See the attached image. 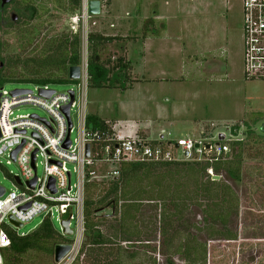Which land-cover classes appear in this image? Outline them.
<instances>
[{"label":"rangeland","instance_id":"1","mask_svg":"<svg viewBox=\"0 0 264 264\" xmlns=\"http://www.w3.org/2000/svg\"><path fill=\"white\" fill-rule=\"evenodd\" d=\"M86 1L80 0V8L73 13L58 9L54 0L32 1L34 17L26 32L33 29V34H27L22 40H15L12 35L7 39V52H18L19 62L0 82L3 91L33 90L35 84L17 79L31 78L25 70H31L32 62L25 60L38 58L43 42L77 35L81 55L82 52L87 54V34H98L113 38L102 47V60L113 64L115 55L121 54L119 50H126V59L133 66L132 76H128L132 80L124 83L123 88L86 85V116L114 123L118 128L124 127L122 130L134 125L137 135L147 141L161 136L175 157L180 156L179 149L173 147L176 140H194L200 132L205 137H215L223 133L225 127L238 126L237 140L243 145L239 180L235 182L224 174L220 176L233 196L221 203L198 200L186 204L177 221L185 232L179 230L173 246L162 244L159 236L158 215L163 209L156 202H142L135 218L129 222L139 233L138 242H122L119 234L111 236V231L109 244L95 247L93 252L85 248L89 258L79 256L77 261L73 252L72 264H115L117 258L120 264H150L151 260L165 264L164 256L168 255H172L174 264H183L181 258L170 252L185 235L188 240L204 245L205 264H264V80H248L243 75L240 0H98L100 14L91 17L81 13ZM153 13L158 20L149 24L147 18ZM148 36L151 37L147 41L148 49L159 52L157 65L151 72L144 73L140 56L143 37ZM46 85L55 93L75 88L66 77ZM74 112L75 109L70 111L73 121ZM30 114L45 117L42 110L30 105L18 107L12 117ZM74 135L72 131L70 138ZM228 150L227 158L231 154L230 148ZM6 161V157H0V187L7 193L16 189L9 175L19 172L16 164ZM35 164L36 176L41 177V159H36ZM67 168L71 169V165ZM71 183H74V174H71ZM166 209L170 212L169 207ZM218 212H227L224 228L235 235L234 240L218 235L221 232L218 222H203V217ZM97 216L98 230L108 236L106 226L111 225L114 230L119 215L112 216L109 209H105ZM42 220L43 216L37 215L16 233L32 232ZM51 224L58 243L72 240L73 236H62L55 219ZM171 226L175 227L174 221ZM6 227L11 229L9 225ZM70 229L74 230L73 221ZM128 245L131 246L128 254L133 252L132 260L126 255ZM16 264L54 263L52 255L29 252Z\"/></svg>","mask_w":264,"mask_h":264},{"label":"built area","instance_id":"2","mask_svg":"<svg viewBox=\"0 0 264 264\" xmlns=\"http://www.w3.org/2000/svg\"><path fill=\"white\" fill-rule=\"evenodd\" d=\"M242 32V71L245 79L264 80V0H240ZM85 12V4L81 6ZM79 77L73 82L72 102L68 109L70 128L67 130L62 108L69 102L67 91H52L47 98L41 94L51 91L46 84L34 85L28 93L12 96L0 88V157L17 165L18 174L9 175L16 189L7 193L2 187L0 196V264L1 252L8 248V233L17 237L18 228L8 222L10 217L21 226L33 217L42 215L43 220L52 219L59 224L68 220L74 222L70 252L57 264H71L82 242V193L85 178L96 181H110L118 176V168L124 163L194 162L212 164L227 159L230 127H225L223 141L205 137L203 132L194 140L178 139L173 145L180 152L173 156L168 143L161 136L147 141L137 133L126 135L108 122L102 129L86 125L84 114V88L87 85L86 54L80 55ZM79 92L77 95L76 92ZM78 101V102H77ZM30 105L45 113L44 118L30 114L13 116L20 106ZM75 109L74 121L70 111ZM75 131L73 138H70ZM218 135V134H217ZM229 138H228V136ZM67 138V139H66ZM65 142L68 143L65 148ZM164 145V146H163ZM87 147V157H85ZM13 159L11 154L15 151ZM186 154V156H184ZM41 159L42 176L35 173V161ZM32 159V163H31ZM71 165V169L67 168ZM108 167V169H105ZM74 174V183H71ZM206 174L212 178L211 169ZM33 185L30 187V182ZM52 181L50 194L46 187ZM19 188V189H18ZM7 225L11 229H7ZM60 228V227H59ZM61 230V228H60Z\"/></svg>","mask_w":264,"mask_h":264},{"label":"trees","instance_id":"3","mask_svg":"<svg viewBox=\"0 0 264 264\" xmlns=\"http://www.w3.org/2000/svg\"><path fill=\"white\" fill-rule=\"evenodd\" d=\"M58 9L73 13L80 8V0H54ZM65 6V7H64ZM113 38H107L98 34H87L86 37V73L89 87H115L123 88L128 81L125 76L126 65L121 58H115L113 64L101 60L102 47ZM31 61V70L25 72L31 78L17 79L35 85H44L59 82L63 77L67 78V68L77 66L80 61L79 39L77 35H64L51 38L41 45L38 58ZM26 65L23 66V68ZM58 77V78H57ZM71 83V81H69ZM73 83V82H72ZM86 125L94 129H102L104 122L97 117L86 116ZM238 126L230 128V136L235 140H229L228 146L231 154L226 160L212 164L194 162H164V163H124L118 168V176L110 181H96L85 178L82 193V242L77 251L74 261L79 256L89 258L91 249L110 242V233L113 236L119 234L122 242H138L139 233L132 223L139 204L142 202H156L163 209L159 217V236L161 243L173 246V241L178 235V222L182 210L189 202H224L233 196V191L220 179L212 180L206 170L211 169L214 176L224 174L232 181L237 182L240 178V163L242 142L237 140ZM242 135V134H241ZM245 135V134H243ZM98 185L104 187L98 188ZM97 192V193H96ZM170 208V212L166 208ZM207 207V206H206ZM208 208V207H207ZM109 209L112 216L116 213L119 219L116 228L106 226L108 236L98 230V213ZM227 212L208 214L203 217L204 223H219L221 232L218 235L225 240H234L235 235L230 234L224 226ZM172 221L175 227L171 226ZM177 227V228H176ZM106 231V232H107ZM184 231V230H182ZM185 232V231H184ZM9 246L1 252V264H16L22 256L29 252L41 253L46 256L52 255L53 247L57 244H70L72 240L58 243L57 234L49 220L44 219L32 232L23 237L8 233ZM199 244V245H198ZM146 245V244H145ZM128 259H133V252L128 254ZM145 247V246H144ZM170 254L181 258L183 264H205L206 252L201 243L188 238H181ZM118 257V255L116 256ZM115 264H120L118 258ZM155 264L154 260L149 262ZM165 264H174L172 255L164 256ZM72 264V263H71Z\"/></svg>","mask_w":264,"mask_h":264},{"label":"flooded vegetation","instance_id":"4","mask_svg":"<svg viewBox=\"0 0 264 264\" xmlns=\"http://www.w3.org/2000/svg\"><path fill=\"white\" fill-rule=\"evenodd\" d=\"M2 1H4L2 3ZM33 0H0V82L10 69L17 67L19 62L18 52H7L8 37L10 35L18 39H24L27 34H33V29L26 32L34 17Z\"/></svg>","mask_w":264,"mask_h":264},{"label":"water","instance_id":"5","mask_svg":"<svg viewBox=\"0 0 264 264\" xmlns=\"http://www.w3.org/2000/svg\"><path fill=\"white\" fill-rule=\"evenodd\" d=\"M4 1H2L3 3ZM85 12L87 16H97L99 14V1L98 0H87L85 2ZM79 77V68L77 66H70L67 68V80L68 81H75L77 80ZM23 93H28V91H24V90H15L11 92L12 96H16L19 94H23ZM68 96H69V102L66 106H64L62 108V113L65 117L66 120V124H67V130H69L70 128V121H69V117H68V109L69 106L72 102L73 99V94L71 91H67ZM50 94H52V91L47 92L46 94H41L43 97L47 98ZM67 139V138H66ZM224 139V134H218L216 136V141L220 142L223 141ZM68 145L67 142H65L64 147L66 148ZM16 150L12 152L11 154V158L13 159V156L15 154ZM184 156H186V154H184ZM85 157H87V147H85ZM31 163H32V159H31ZM220 177L219 176H213L212 180H219ZM33 185V180L32 182H30V187H32ZM47 191L50 194H53L54 192L52 191V181L50 180L47 187H46ZM2 188H0V196L2 195ZM8 222L16 227V228H20L21 225L18 223H15L10 217H8ZM68 224V220H64L62 222H60L58 225L61 228V234L62 236H71L72 235V231L67 227ZM71 250V246L69 244H57L53 247L52 250V262L54 264L59 263Z\"/></svg>","mask_w":264,"mask_h":264},{"label":"crops","instance_id":"6","mask_svg":"<svg viewBox=\"0 0 264 264\" xmlns=\"http://www.w3.org/2000/svg\"><path fill=\"white\" fill-rule=\"evenodd\" d=\"M100 8H101V5H100V3H99V14H100ZM148 20H150V23L149 24H151L153 21H157L158 20V18H157V16H156V14L155 13H153V16L151 17V18H147ZM143 21H145V20H143ZM149 27H147V29H148ZM151 39V37L150 36H148V37H143V40H142V51H141V56H140V67H141V69L144 71V73H146L147 71H149V72H151V70H153V68L157 65V62H156V57H157V54H158V52L159 51H157V50H154V51H150V49H148V45H147V41H149ZM146 40V41H145ZM119 51H121L120 53L121 54H116L115 55V57L117 58H121L122 59V61H123V63H125V65H126V72H127V68H129V72H130V75H128L126 72H125V76L128 78V81L126 82V84H128L129 83V81L131 82V78H129V77H131L132 75V73H133V70H132V68H133V66H131L130 64H129V62L127 61V59H126V50L124 49V48H122L121 50H119ZM118 53V52H117ZM112 58H114V57H111L110 59H112ZM101 60H102V58H101ZM127 63H128V67H127ZM216 65V64H215ZM131 66V67H130ZM129 76V77H128ZM125 88V87H124ZM99 119V118H98ZM101 120V119H100ZM102 122H106V120H101ZM108 122V121H107ZM108 123H110V124H112V125H114V126H116V127H118V125H115L114 123H111V122H108ZM124 128V127H123ZM122 128V129H123ZM121 128H120V130L122 131V132H124V133H126V135H128V134H132V133H137V130H136V127L134 126V125H132V126H130L129 128H125V130H122Z\"/></svg>","mask_w":264,"mask_h":264},{"label":"bare ground","instance_id":"7","mask_svg":"<svg viewBox=\"0 0 264 264\" xmlns=\"http://www.w3.org/2000/svg\"><path fill=\"white\" fill-rule=\"evenodd\" d=\"M82 14H84V13H82Z\"/></svg>","mask_w":264,"mask_h":264}]
</instances>
